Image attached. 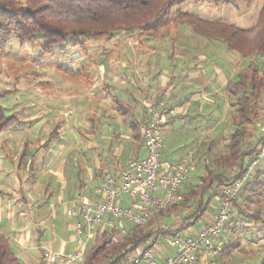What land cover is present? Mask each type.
<instances>
[{
    "label": "crops",
    "instance_id": "0c3cea01",
    "mask_svg": "<svg viewBox=\"0 0 264 264\" xmlns=\"http://www.w3.org/2000/svg\"><path fill=\"white\" fill-rule=\"evenodd\" d=\"M180 33L185 36L177 44ZM136 38L129 48L122 42L103 49L118 54L131 51L121 66L125 68L132 58L129 66H133L134 84L121 88L122 95L115 96L105 108L115 125H107L106 121L100 125L90 115L76 119L72 125L71 120L64 128L53 114L50 116L52 110L37 113L23 110L22 119L14 114V123L0 132V232L9 240L21 264H43L44 251L71 254L77 250L74 218L68 211L78 201H99L97 189L102 176L117 174L127 159L143 156L139 124L146 104L158 100L177 109L175 117H166L164 121L161 130L164 140L194 118L204 121L214 116L204 109H215L220 101L227 102L223 93L226 83L243 65L236 52L193 31H174L163 42L151 36L138 38L136 34ZM167 40H171V46H161ZM109 42L105 40L104 45ZM221 52L227 61L218 59L216 54L220 56ZM176 69L179 72L174 75ZM126 78L122 75L119 82L124 85ZM105 86L108 87V82ZM116 101L128 106L125 116L115 108ZM131 124L136 125L137 133ZM63 135L69 138L64 140ZM176 152L169 156L161 147V163L171 165L180 158L192 161L188 154ZM128 203L129 200H124L122 204ZM216 210L204 213L197 223L178 235L194 233L210 222ZM222 237L215 242L224 245ZM151 248L158 264L172 255V250L159 240ZM214 257L200 252L198 264H209Z\"/></svg>",
    "mask_w": 264,
    "mask_h": 264
},
{
    "label": "trees",
    "instance_id": "16d2710c",
    "mask_svg": "<svg viewBox=\"0 0 264 264\" xmlns=\"http://www.w3.org/2000/svg\"><path fill=\"white\" fill-rule=\"evenodd\" d=\"M190 1L197 3L202 0H0V55L13 39L20 46L40 39V54L44 57L52 55L55 47L85 52L88 49L86 43L98 38L112 40L116 34L122 33H137L138 38H146L167 27L186 26L197 36L221 42L228 50L236 52L243 62L242 68L228 80L223 91L230 104L234 124L228 135L226 152L214 158L211 164L203 163L205 176H198L199 182L190 185L182 194L179 190L180 199L153 213L143 226L126 225L124 235L114 229L98 231L89 243L83 264H125V252L137 247H150L162 235H178L187 230L209 207V200L204 201L203 196L208 194L218 201L221 189L240 180L246 174L251 157H257L264 146V138H257L255 143L252 141L253 119L257 117L264 94V4L258 11L255 24L242 28L182 12L181 6ZM206 1L214 5L231 2ZM8 93H0V98ZM114 106L123 116L129 110L118 101ZM14 121V114L7 116L0 105V132ZM131 128L136 131V125L131 124ZM261 167L254 166L252 174L232 201L231 216L220 235H224L225 244L218 254L223 257L236 250L242 251L239 237L232 235L236 231L247 242L264 239V210L258 205L264 198V169ZM180 209L190 214L166 225V219ZM227 231H231L230 234ZM0 264H21L9 240L1 232ZM258 264H264V257Z\"/></svg>",
    "mask_w": 264,
    "mask_h": 264
},
{
    "label": "rangeland",
    "instance_id": "374dc122",
    "mask_svg": "<svg viewBox=\"0 0 264 264\" xmlns=\"http://www.w3.org/2000/svg\"><path fill=\"white\" fill-rule=\"evenodd\" d=\"M229 1H231L229 4L220 2L217 5L206 0L197 3L190 1L182 5L181 9L196 18L235 23L238 26L249 28L255 24L258 11L264 4V0ZM174 31L191 30L186 26L167 27L155 32L151 38H157L163 42L164 38L172 37ZM136 34H116L113 39L114 43L110 40L107 45H104V38L88 41L86 43L88 49L85 52L70 48L60 50L55 47L52 55L44 57H41L40 54L42 45L40 39L33 43L26 42L22 46L13 39L4 54L0 55V93L9 92L0 98V105L5 114L7 116L16 114L18 118L22 119L23 110L37 113V111L49 109L52 110L50 116L53 114L56 122L64 128L71 120L72 125L75 124L76 119L81 120V118H88L90 115L93 122L97 121L100 125H103L104 121L107 125H115L105 108L115 96L122 95L121 88H128V86L131 88V84H134L133 66L132 64L129 66L132 58L125 68L121 66L127 56H131V51L128 49L123 54H118L116 51L108 53L103 49H106L104 46L110 48L114 44L122 42L129 48L137 40ZM181 34L177 37V44L182 42V38L185 36ZM186 42L191 44L190 40ZM171 44V40H167L161 46L169 48ZM222 52L220 56L219 54L216 56L218 55L220 60L227 61V58L221 57ZM173 71L176 75L179 69ZM173 71L170 73L172 74ZM122 75L127 77L124 85L119 82ZM134 78H136L135 75ZM106 82H108V87L104 88ZM191 91L193 92L194 89ZM214 103H217L216 99ZM220 103L215 109H204L213 112V117L209 116L204 121L194 118L191 122L184 123L185 125L177 128L172 136H168L164 140L161 138V147L164 148V153L169 156L176 151L186 153L194 165V170L180 189L181 191L187 190L190 185L197 184L198 176H205L203 163H210L227 150L228 135L234 129V124L231 121L230 104L221 101ZM65 111L67 114L64 115ZM106 115L109 117H105ZM95 117L97 120H94ZM253 125L252 141L255 143L257 138H264V132L260 131V127L264 128V94H262L261 103L257 109V117L253 119ZM62 138L67 140L69 137L63 135ZM260 150L264 155V146ZM258 161L256 167L263 165L261 168L264 169V156H261ZM203 200H209V207L205 214L214 208L217 209L218 201L216 203L215 198L211 199L208 194H205ZM216 204L217 206H215ZM258 205L264 210V198L259 200ZM189 214L190 212L187 210L180 209L166 219L165 224L176 223L180 216L187 217ZM196 226L197 224H195ZM228 232L230 234L231 231ZM232 235L239 237L242 251L236 250L228 257L217 253L209 264H258L264 257V239H258L252 243L247 242L237 231Z\"/></svg>",
    "mask_w": 264,
    "mask_h": 264
},
{
    "label": "built area",
    "instance_id": "2783aa9c",
    "mask_svg": "<svg viewBox=\"0 0 264 264\" xmlns=\"http://www.w3.org/2000/svg\"><path fill=\"white\" fill-rule=\"evenodd\" d=\"M176 110L162 102L145 105L139 124L143 156L127 159L117 174L105 173L102 176L97 189L99 201L75 203L68 214L74 218L77 250L71 254L44 251L43 264L81 263L88 244L98 231L114 229L124 235L126 225L143 226L153 213L179 200L178 192L194 170V165L186 158H180L171 165L160 161L161 130L166 117H173ZM263 130L260 127V131ZM261 156L262 150L257 157H251L246 174L240 180L221 189L218 208L209 223L190 235H162L158 239L172 250V255L159 264H198L200 252L210 256L219 253L221 244L215 241L231 216L232 201ZM124 200H129L128 205L122 204ZM124 254L125 264H158L151 246L137 247Z\"/></svg>",
    "mask_w": 264,
    "mask_h": 264
}]
</instances>
